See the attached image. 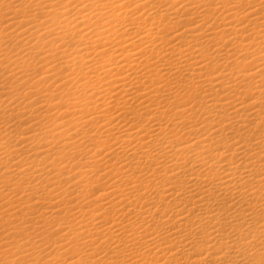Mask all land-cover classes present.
Segmentation results:
<instances>
[{"label": "bare ground", "instance_id": "obj_1", "mask_svg": "<svg viewBox=\"0 0 264 264\" xmlns=\"http://www.w3.org/2000/svg\"><path fill=\"white\" fill-rule=\"evenodd\" d=\"M0 264H264V0H0Z\"/></svg>", "mask_w": 264, "mask_h": 264}, {"label": "rangeland", "instance_id": "obj_2", "mask_svg": "<svg viewBox=\"0 0 264 264\" xmlns=\"http://www.w3.org/2000/svg\"><path fill=\"white\" fill-rule=\"evenodd\" d=\"M53 115H54V117H55L57 120H59L60 117H61L60 114H59L58 112L54 113ZM91 180H93V179H91ZM91 180H90V181H91Z\"/></svg>", "mask_w": 264, "mask_h": 264}]
</instances>
